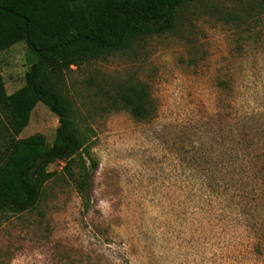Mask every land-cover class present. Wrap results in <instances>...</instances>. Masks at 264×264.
<instances>
[{"label":"rangeland","instance_id":"374dc122","mask_svg":"<svg viewBox=\"0 0 264 264\" xmlns=\"http://www.w3.org/2000/svg\"><path fill=\"white\" fill-rule=\"evenodd\" d=\"M30 63L25 42L0 51L8 93ZM130 79L150 91L146 118L107 102ZM66 87L93 131L89 207L54 176L36 207L0 212V264H264V0L184 7L171 32L73 66ZM58 125L41 102L20 137L51 144Z\"/></svg>","mask_w":264,"mask_h":264},{"label":"trees","instance_id":"16d2710c","mask_svg":"<svg viewBox=\"0 0 264 264\" xmlns=\"http://www.w3.org/2000/svg\"><path fill=\"white\" fill-rule=\"evenodd\" d=\"M202 0H0V51L25 42L31 63L25 83L8 93L0 74V212L37 206L54 176L71 180L89 207L98 169L76 100L66 87L73 66L133 50L147 37L171 32L184 7ZM112 109L143 119L154 111L147 85L127 80L106 90ZM44 103L59 120L51 144L42 133L20 137ZM57 161L62 171H50Z\"/></svg>","mask_w":264,"mask_h":264}]
</instances>
